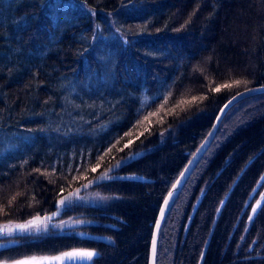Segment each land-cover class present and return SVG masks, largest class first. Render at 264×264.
Masks as SVG:
<instances>
[{"label":"trees","instance_id":"obj_1","mask_svg":"<svg viewBox=\"0 0 264 264\" xmlns=\"http://www.w3.org/2000/svg\"><path fill=\"white\" fill-rule=\"evenodd\" d=\"M263 85L264 0H0V225L68 192L102 199L59 218L87 224L18 238L0 264L76 251L96 255L67 264H148L160 205L219 109ZM250 160L203 264H264V204L229 240L264 172V94L222 119L162 224L156 264H198Z\"/></svg>","mask_w":264,"mask_h":264},{"label":"water","instance_id":"obj_2","mask_svg":"<svg viewBox=\"0 0 264 264\" xmlns=\"http://www.w3.org/2000/svg\"><path fill=\"white\" fill-rule=\"evenodd\" d=\"M264 93V86H258L255 88H251L249 90H245L242 91L236 95H234L233 97H231L218 111L217 116L214 120V124L209 132V134L206 136V138L204 139V141L200 144V146L195 150V152L193 153V155L191 156V158L189 159V161L187 162V164L185 165V167L183 168V170L181 171V173L178 175V177L176 178V180L174 181V183L172 184L171 188L169 189V191L167 192L166 196L164 197L160 208L158 210L157 213V217L154 223V228H153V232H152V237H151V242H150V249H149V257H148V264H155V257H156V250H157V241H158V236L160 233V229L162 227V224L169 212V210L171 209V207L173 206L176 198L178 197L179 193L181 192V190L183 189L184 185L186 184L189 176L191 175L192 171L194 170V168L196 167V165L199 163V161L201 160V158L203 157V155L205 154V152L207 151L208 147L210 146L212 139L214 137V134L218 128V125L220 124L221 120L223 119L225 113L236 103H238L239 101L253 96V95H257V94H261ZM251 163V161H249L244 168L242 169V171L240 172V174L238 175V177L236 178L235 182L233 183V185L231 186L230 190L228 191V193L225 195V197L223 198V200L221 201L216 214H215V218L212 224V227L210 229V233L208 235L207 241L205 243V246L203 248V251L201 253V256L199 258V262L198 264H203L204 258H205V254L209 245V241L212 237L213 231L215 229L216 223L218 221V218L221 214V211L231 193V191L233 190L235 184L237 183L238 179L240 178V176L242 175V173L244 172V170L247 168V166ZM264 183V172L263 174L260 176L259 180L257 181L256 185L254 186L253 190L251 191V193L249 194L242 210L241 213L238 217V220L234 226V229L237 227L238 222L240 221V219L242 218L243 214L245 213L246 209L248 208V206L250 205L253 197L255 196V194L257 193V191L259 190V188L262 186V184ZM82 189V187H80V190ZM76 194L75 191L73 192H68L63 194L56 202L58 209H56L53 212H50L48 214H44V215H37L35 217H33L29 222L25 223V224H18V225H14V226H10V227H4V228H0V233H6V232H15V231H19V230H24L30 226L36 225V224H41V223H46L50 220H54L57 219L60 215H61V210L63 207V204L65 202H67L69 199H71L74 195ZM202 196V195H201ZM201 196L200 198L197 200L193 210H192V214L189 217V220L187 222L186 225V230L191 222V219L193 217V214L196 210V208L198 207L200 201H201ZM264 202V194L262 193L261 195H259V198L253 203L251 210H250V216L251 218L256 214V212L261 208L262 204ZM234 231V230H233ZM233 233V232H232ZM231 233V236H232Z\"/></svg>","mask_w":264,"mask_h":264},{"label":"rangeland","instance_id":"obj_3","mask_svg":"<svg viewBox=\"0 0 264 264\" xmlns=\"http://www.w3.org/2000/svg\"><path fill=\"white\" fill-rule=\"evenodd\" d=\"M87 10V9H86ZM93 15L92 11H88ZM124 42H126L124 40ZM137 178V177H136ZM135 178V179H136ZM88 190H84L82 195H76L74 199L70 200L65 209L79 204H89V205H97L101 202V197H99L95 193H88ZM87 224L85 219H58L52 222H46L42 224L33 225L25 230H20L18 232H6L0 233V249L5 248L11 245L19 244L20 241L18 238L22 237H41L48 235L50 232H63L67 229L78 227L81 225ZM18 224H3L0 225V228L10 227ZM95 254L83 251H76L71 253H66L58 256H34L28 257L20 261L12 262V263H2V264H65L69 262H90Z\"/></svg>","mask_w":264,"mask_h":264},{"label":"bare ground","instance_id":"obj_4","mask_svg":"<svg viewBox=\"0 0 264 264\" xmlns=\"http://www.w3.org/2000/svg\"><path fill=\"white\" fill-rule=\"evenodd\" d=\"M263 86H264V85H263ZM254 88H255V87H254ZM250 89H251V88H250ZM246 90H249V89H246ZM244 91H245V90H244ZM241 92H242V91H241ZM239 93H240V92H239ZM237 94H238V93H237ZM261 94H264V93H261ZM257 95H260V94H257ZM253 96H255V95H253ZM250 97H251V96H250ZM247 98H249V97H247ZM227 101H228V100H227ZM227 101H226V102H227ZM226 102H225V103H226ZM239 102H240V101H239ZM225 103H224V104H225ZM236 104H237V103H236ZM233 106H234V105H233ZM233 106H232V107H233ZM232 107H231V108H232ZM231 108H230V109H231ZM230 109H229V110H230ZM229 110H228V111H229ZM228 111H227V112H228ZM227 112L225 113V115L227 114ZM225 115H224V116H225ZM216 116H217V115H216ZM215 118H216V117H215ZM223 118H224V117H223ZM214 120H215V119H214ZM221 121H222V120H221ZM220 123H221V122H220ZM213 124H214V122H213ZM213 124H212V126H213ZM219 125H220V124H219ZM219 125H218V128H219ZM212 126H211V128H212ZM211 128H210V130H211ZM218 128H217V130H218ZM210 130H209V132H210ZM217 130H216V132H215V134H214V137H213L212 141H213L214 138H215V135H216V133H217ZM209 132L205 135V137L202 139V141L200 142V144L204 141V139H205L206 136L209 134ZM211 143H212V142H211ZM200 144L198 145V147L200 146ZM210 145H211V144H210ZM198 147H197V148H198ZM208 148H209V147H208ZM207 150H208V149H207ZM194 152H195V151H194ZM205 153H206V152H205ZM192 155H193V154H192ZM203 156H204V155H203ZM190 158H191V157H190ZM250 161H252V160H250ZM248 166H249V165H248ZM248 166H247V167H248ZM194 169H195V168H194ZM244 171H245V170H244ZM192 172H193V171H192ZM180 173H181V172H180ZM191 174H192V173H191ZM239 174H240V173H239ZM242 174H243V173H242ZM177 177H178V176H177ZM189 177H190V176H189ZM237 177H238V176H237ZM240 177H241V176H240ZM259 178H260V177H259ZM188 179H189V178H188ZM175 180H176V179H175ZM238 180H239V179H238ZM258 180H259V179H258ZM256 183H257V182H256ZM263 184H264V183H263ZM263 184H262V186H263ZM232 185H233V184H232ZM235 185H236V184H235ZM255 185H256V184H255ZM184 186H185V185H184ZM262 186H261V187H262ZM261 187L259 188V190H258L257 193L255 194V196L257 195L256 199H255V196H254L253 199H252V201H251V203H250V205H249L248 208L246 209V211H248L247 222H248L249 220L254 219L255 216H256V215L258 214V212H259V210H258V211L256 212V214L251 218V216H250V210H251V207H252L253 203L259 198V195H261L262 193L264 194V189H263V190H260ZM170 188H171V187H170ZM229 190H230V189H229ZM229 190H228V191H229ZM252 190H253V189H252ZM168 191H169V190H168ZM181 191H182V190H181ZM227 193H228V192H227ZM250 193H251V192H250ZM179 194H180V193H179ZM75 195H76V194H75ZM75 195H74V196H75ZM201 195H202V194H201ZM201 195H200V196H201ZM74 196H73V197H74ZM165 196H166V195H165ZM248 196H249V195H248ZM60 197H61V196H60ZM60 197H59V198H60ZM73 197H72V198H73ZM224 197H225V196H224ZM59 198H58V199H59ZM72 198L69 199L67 202H65V203L63 204V207H62V210H61V211H62V212H61V215L63 214V211L65 210V206H66V204H67L70 200H72ZM199 198H200V197H199ZM199 198H198V199H199ZM201 198H202V196H201ZM247 198H248V197H247ZM176 199H177V198H176ZM254 199H255V200H254ZM246 200H247V199H246ZM196 202H197V201H196ZM245 202H246V201H245ZM263 203H264V202H263ZM195 204H196V203H195ZM244 204H245V203H244ZM219 205H220V204H219ZM262 205H263V204H262ZM97 206H98V204H97ZM100 206L102 207L103 204L101 203ZM194 206H195V205H194ZM243 206H244V205H243ZM218 207H219V206H218ZM261 207H262V206H261ZM193 208H194V207H193ZM56 209H58L57 204H56ZM56 209H55V210H56ZM55 210H53V211H55ZM192 210H193V209H192ZM53 211H51V212H53ZM169 211H170V210H169ZM195 211H196V210H195ZM246 211H245V212H246ZM49 213H50V212H49ZM194 213H195V212H194ZM240 213H241V212H240ZM46 214H48V213H46ZM191 214H192V212H191ZM215 214H216V213H215ZM244 214H245V213H244ZM244 214H243V215H244ZM43 215H44V214H43ZM61 215H60L57 219H54V220H58V219L61 217ZM239 215H240V214H239ZM36 216H37V215H36ZM238 217H239V216H238ZM242 217H243V216H242ZM214 218H215V217H214ZM218 219H219V218H218ZM241 219H242V218H241ZM241 219H240V220H241ZM54 220H50V221H48V222H52V221H54ZM188 220H189V219H188ZM191 220H192V219H191ZM237 220H238V218H237ZM237 220H236V222H237ZM213 221H214V220H213ZM187 222H188V221H187ZM239 222H240V221H239ZM239 222H238V223H239ZM154 223H155V222H154ZM41 224H42V223H41ZM212 224H213V223H212ZM216 224H217V223H216ZM235 224H236V223H235ZM36 225H37V224H36ZM186 225H187V224H186ZM189 225H190V224H189ZM237 225H238V224H237ZM234 226H235V225H234ZM30 227H31V226H30ZM188 227H189V226H188ZM211 227H212V226H211ZM28 228H29V227H28ZM153 228H154V226H153ZM26 229H27V228H26ZM187 229H188V228H187ZM235 229H236V228H235ZM235 229H234V227H233V230H234V231H235ZM24 230H25V229H24ZM233 230H232V232H234ZM19 231H20V230H19ZM186 231H187V230H186V227H185V232H186ZM15 232H18V231H15ZM152 232H153V231H152ZM213 232H214V231H213ZM12 233H13V232H12ZM209 233H210V232H209ZM185 234H186V233H185ZM208 235H209V234H208ZM212 235H213V234H212ZM232 235H233V233H232ZM151 237H152V236H151ZM231 237H232V236H231V234H230L229 240H230ZM207 238H208V237H207ZM211 238H212V237H211ZM210 240H211V239H210ZM206 241H207V240H206ZM150 242H151V241H150ZM157 243H158V241H157ZM205 243H206V242H205ZM209 243H210V241H209ZM204 246H205V244H204ZM208 246H209V245H208ZM203 248H204V247H203ZM149 249H150V247H149ZM207 249H208V248H207ZM250 249H252V246L250 247ZM202 251H203V249H202ZM83 252H88V251H83ZM156 252H157V250H156ZM206 252H207V251H206ZM70 253H71V252H70ZM89 253H93V252H89ZM201 253H202V252H201ZM93 254H95V253H93ZM95 255H96V254H95ZM205 255H206V254H205ZM200 256H201V254H200ZM94 257H95V256H94ZM94 257H93V258H94ZM148 257H149V256H148ZM204 259H205V258H204ZM92 260H93V259H92ZM92 260H91V261H92ZM91 261H90V262H91ZM198 262H199V261H198ZM203 262H204V261H203ZM69 263H83V262H69ZM65 264H67V263H65ZM155 264H156V257H155Z\"/></svg>","mask_w":264,"mask_h":264},{"label":"flooded vegetation","instance_id":"obj_5","mask_svg":"<svg viewBox=\"0 0 264 264\" xmlns=\"http://www.w3.org/2000/svg\"><path fill=\"white\" fill-rule=\"evenodd\" d=\"M263 204H264V203H263ZM262 206H263V205H262ZM261 208H262V207H261ZM261 208H260V209H261ZM260 209H259V211H260Z\"/></svg>","mask_w":264,"mask_h":264}]
</instances>
